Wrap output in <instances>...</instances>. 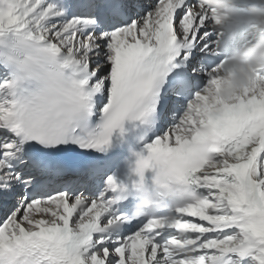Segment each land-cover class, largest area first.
Masks as SVG:
<instances>
[{"label": "snow or ice", "instance_id": "obj_1", "mask_svg": "<svg viewBox=\"0 0 264 264\" xmlns=\"http://www.w3.org/2000/svg\"><path fill=\"white\" fill-rule=\"evenodd\" d=\"M215 12L0 0V264H264V70L221 95Z\"/></svg>", "mask_w": 264, "mask_h": 264}, {"label": "clouds", "instance_id": "obj_2", "mask_svg": "<svg viewBox=\"0 0 264 264\" xmlns=\"http://www.w3.org/2000/svg\"><path fill=\"white\" fill-rule=\"evenodd\" d=\"M231 3L232 0H200L201 5L208 4L216 8L214 16L218 24L231 23L237 30L243 26L251 32V38L229 52L224 59L221 95L226 99L250 87L256 73L264 70V0H248L243 25L237 22L240 14L238 9L229 7L225 10L224 6Z\"/></svg>", "mask_w": 264, "mask_h": 264}]
</instances>
